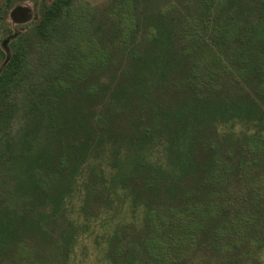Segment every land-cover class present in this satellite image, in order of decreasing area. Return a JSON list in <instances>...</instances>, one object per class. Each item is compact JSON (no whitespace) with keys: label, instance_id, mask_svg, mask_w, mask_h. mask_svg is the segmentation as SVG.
<instances>
[{"label":"trees","instance_id":"obj_1","mask_svg":"<svg viewBox=\"0 0 264 264\" xmlns=\"http://www.w3.org/2000/svg\"><path fill=\"white\" fill-rule=\"evenodd\" d=\"M72 8L73 0H40L30 32L56 46L71 47L79 37L91 50L109 45L126 51L106 106L109 112H128V125L119 130L107 121L98 129L84 116H73L79 148L54 167L64 185L45 194L49 210L31 207L27 198L20 208L7 210L16 218L5 215L0 224V264H70L88 224L63 207L68 199L72 203L86 153L97 155L98 149L110 164L107 171L102 163L88 166L83 201L99 200L124 214L110 234L107 264L125 258L126 264H139L128 228L153 260L147 264H184L193 244L219 252L244 229L252 235L255 227L264 228V109L252 82L260 80L263 89L264 0H112L104 8L80 6L78 15ZM28 49L21 36L10 43L0 70V111L28 71ZM95 52L103 61L102 51ZM171 78L186 95L164 103L156 93ZM214 135L231 145L214 144L209 139ZM258 166L263 173L254 192L249 189L233 203L223 199L214 208L200 201L214 199L228 177H247ZM129 183L131 192L121 187ZM12 230L49 236L53 255L31 258V247L18 246Z\"/></svg>","mask_w":264,"mask_h":264},{"label":"rangeland","instance_id":"obj_2","mask_svg":"<svg viewBox=\"0 0 264 264\" xmlns=\"http://www.w3.org/2000/svg\"><path fill=\"white\" fill-rule=\"evenodd\" d=\"M111 1L73 0L72 10L78 15L80 6L104 8ZM39 2L11 0L0 12V70L9 58L10 43L15 38L21 36L28 43L30 54L28 71L21 83L13 88L6 105L0 111V224L7 221L5 215L10 221L16 218L7 210L20 208L23 202H27L25 198L33 201L31 207H37L39 211L52 208L50 198L47 200L45 196L48 195L45 194L57 193L64 185L58 182L55 164L60 158L65 161L71 151L79 148V141L74 139L78 137L79 129L72 125L73 116H84L89 125L98 129H103L107 121H112L120 130L129 121L128 112H109L106 106L107 96L113 91L111 81L125 63L126 51L109 45L91 50L86 48L87 44L79 37L80 40L73 42L71 47L39 40L30 32L39 18ZM95 51H102L105 55L103 61L97 59ZM84 54H90L86 59L90 61L84 62ZM252 82H256L257 95L264 109V87L259 90L260 80L252 78ZM174 83L171 78L169 83L159 89L156 98L165 103L185 96V92ZM209 139L223 147L231 145L217 135ZM98 150L97 155L86 153L83 160L87 163L84 165L85 161L82 162L83 170L78 169L71 195L72 203L68 199L63 207V210L69 211L70 217L88 224L82 228V234L70 256V264H107L105 251L110 234L117 220L124 215L114 206L108 210L102 201H83L81 190L85 188L81 185L90 179L88 166L102 163L107 171L106 165L110 164L105 158H100L104 156ZM258 173H263L260 166L256 170L253 167L247 177H228L227 183L220 186L221 191L214 199L202 196L200 201L204 204L209 202L210 208H214V204L219 206L223 199L236 202L249 189L256 190L254 187L260 182ZM78 187L79 191H75ZM121 187L127 192L132 190L131 183ZM200 208L204 210L202 204ZM126 215L131 217L130 212ZM7 229L11 232L10 228ZM127 232L138 246L137 262H153L145 246H140L136 231L128 228ZM249 233L246 229L239 232L234 243L231 242L219 252L214 247L211 249L204 245L201 248L193 244L182 260L184 264H264V228L255 227L252 235ZM11 234H14L18 246L31 247V258L44 260L54 250L50 237L37 231L23 233L12 230ZM5 257L9 258L4 255V260ZM127 260L125 258L121 264H126Z\"/></svg>","mask_w":264,"mask_h":264},{"label":"water","instance_id":"obj_3","mask_svg":"<svg viewBox=\"0 0 264 264\" xmlns=\"http://www.w3.org/2000/svg\"><path fill=\"white\" fill-rule=\"evenodd\" d=\"M8 0H0V7H2Z\"/></svg>","mask_w":264,"mask_h":264}]
</instances>
